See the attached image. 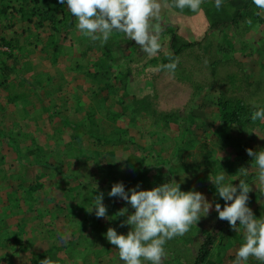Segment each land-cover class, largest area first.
<instances>
[{"label": "rangeland", "instance_id": "374dc122", "mask_svg": "<svg viewBox=\"0 0 264 264\" xmlns=\"http://www.w3.org/2000/svg\"><path fill=\"white\" fill-rule=\"evenodd\" d=\"M8 1L3 0L0 5ZM26 2L29 0H12V5L19 7ZM230 11L232 13V9ZM193 15L196 14H176L170 11L168 5L163 16V31L166 32L167 26L174 21L187 39L201 38L207 29L206 19H194L191 17ZM211 15L209 19H212ZM8 17L12 23L0 14V36L11 37L16 32L21 44L27 38L32 39L33 43L29 51L20 56L19 63H14L4 54L7 47L0 46V60L15 67L10 75L0 70V128L16 139L22 148V155L18 156L8 140L0 136V225L3 226L0 227V264H35V254L44 252L53 242L62 247L58 251L62 261H55L60 264H123L119 260L118 250L104 234L109 227L127 233L130 226L122 224L126 215L115 214L123 207H128L129 211L132 209L123 199L108 195L113 184H109L107 173L102 168L107 162H115L117 168L129 173L126 157L137 148L136 144L149 150L145 152L147 163L151 166L147 179L155 180L154 185L175 178L181 183L182 190L195 188L213 204L209 215L201 217L197 225L193 224L187 233L169 240L165 246L167 254L161 264L191 263L204 234L217 229L215 203L221 202V206L225 203L209 191V186H214L210 176L225 170L226 176L232 179L236 174L227 170L225 161L236 160L237 165L243 161L242 156H238L239 150L243 156H247L248 147H263L264 138L261 137H264V123L253 128L248 126L249 129L242 131L238 126H226L220 122L217 88H206L196 93L187 79H180L175 73L161 67L151 71L140 64L137 66L126 57L120 60L119 65L114 63V69H125L130 65L133 73L127 82L114 80L116 88L112 92L100 90L96 84L92 88L91 78L85 70H96L91 67V62L100 52L94 48L88 55L84 54L89 44L88 37L76 28L74 17L60 27L67 38L57 36L62 46L59 52L54 51L53 44L49 42V35L55 33L49 23L41 27L37 23L23 21L19 13ZM224 33L234 37L232 56L245 63L251 80L262 83L259 89L253 91L251 104L264 106V24L256 26L243 37L236 36L233 29L215 32V40L225 42ZM164 43H168L167 36ZM217 50L214 42L211 53H217ZM192 52L203 54L197 47ZM115 54L116 57L123 54L128 56L130 51L120 48ZM142 60L146 62L148 56L145 55ZM20 90H24L26 97L10 103L8 97ZM145 97L157 114H176L178 118L175 117L170 123L161 119L158 125L154 115L143 113L132 121L130 110L139 105L137 99ZM116 114L120 115L115 120ZM91 115L101 134L112 136L115 130H127L121 148L88 135ZM183 130L185 140L180 142ZM35 146L39 147V156L27 152ZM111 150H114V155ZM161 156L169 166L163 168L162 175L154 177L155 166L160 163ZM37 159L49 160L54 166L72 174V177L66 179L60 173L38 164ZM245 166L251 167V163ZM62 180H68L67 184L62 186ZM82 183L79 195L67 190V185L82 186ZM139 184L147 188L146 183ZM35 185L42 186L33 190L34 197H30L27 190ZM96 185V189H93ZM14 188H17L19 196L17 204L8 200L6 195ZM99 192L104 194L107 218H98L94 210L89 212L87 209L92 205L91 196ZM248 203L256 216L264 213V193L259 192L254 183ZM79 205L80 208L75 211ZM83 205L86 208H81ZM89 214L95 216L96 223H87L81 231H76L80 226L78 220L87 218ZM16 237L22 239V242H18L27 249H15L20 246ZM81 237L82 241L74 244ZM242 239V234L226 225L207 264H233ZM248 264L259 262L250 257Z\"/></svg>", "mask_w": 264, "mask_h": 264}, {"label": "trees", "instance_id": "16d2710c", "mask_svg": "<svg viewBox=\"0 0 264 264\" xmlns=\"http://www.w3.org/2000/svg\"><path fill=\"white\" fill-rule=\"evenodd\" d=\"M1 1L3 2V0H0V3ZM166 1L174 11L180 12L182 14L191 15L202 13L205 16L207 23V29L205 30L204 35L199 39L190 40L180 33V27L178 24H169L166 28V32L163 31L160 36L162 50L155 56L151 57L143 53L134 40H127L120 33H114L106 44H101L99 41H91L90 38H88L89 44L87 45V49L84 50V54L88 55L89 51L94 48L98 49L100 52V55L94 58L91 62V67H93V69L95 68L96 70H92L90 68L85 70L86 74L91 78V87L94 88L96 84L100 90H108L112 92L116 88L115 84L113 83L114 80L127 82V80L132 76L133 68L130 65H127L125 69H114V63L119 65L120 60L124 57L128 58L129 62L136 63L137 66L140 64L142 67H147L151 71H155L156 67L160 68L163 64L169 62L168 54H171V56L177 61V69L175 74L178 75L180 79L184 78L190 81L194 86L196 93L211 87L218 89L219 96L217 99V105L220 112V122L222 124L226 126H238L242 131L247 129L248 126L253 128L255 125L264 123V121L253 122L250 119V115L254 106L251 104V95L254 93L253 91L255 89H259L261 87L262 83L260 81L257 82L251 80V73L247 71L245 63L242 60L232 56L235 49L234 37L228 36L224 33L223 39L225 42H218L215 40V38H217V36H215V32H224L225 29H233L236 36L243 37L246 33L252 31L256 26L264 24V16L262 15L263 9L257 8L253 4V0H224V3L220 9L215 7L214 0H203L201 9L198 12L193 13L188 9L183 11L175 9L171 5V0ZM230 6L233 8H229ZM231 9L232 13H230ZM0 12V14L4 15L5 18H8L9 21L11 18H9L8 15L19 13L23 21L37 23L41 27H43L46 23H49V25L52 26V29L55 30V33H51L49 35V42L53 44L54 51H62V46L58 42L57 36H61L63 39L67 38L66 35L61 33L60 27H62V24H67L73 16L67 10L66 4L61 3V0H29V2L21 4L19 7L12 5V0H9L8 2L0 5ZM211 13L212 19H209L208 16ZM10 25L12 26V24ZM166 36L168 38L167 44L164 43ZM214 42L218 48L217 53H211ZM32 43L33 40L27 38L26 42L21 44L16 32L11 37L4 35L0 36V46H5L8 48V50L3 51L4 54L8 58L14 60V63H19L21 61L20 56L24 55L26 51H29V46ZM194 47L199 48L200 52H203V54L193 53L192 49H194ZM120 48H122L124 51L126 50L127 52L130 51V54L128 56H124L125 54H123L116 57L115 52ZM145 55L148 56V60L143 62L142 57ZM0 70H2L6 75H10L15 70V67L6 64V62H3V60H0ZM99 82L103 83V85H100ZM124 93L127 94V91ZM25 97L26 94L24 90H20L10 95L8 97V101L10 103H16ZM144 99H137L136 102L139 105L136 106V108H133V110H130L132 121H135L136 118H138L140 115H143V113L154 115L156 118L155 123L158 125L161 119H163L165 123H170V121H174L175 117L176 119L178 118L176 114H157V111L152 109L150 101H147L146 97ZM118 115L120 114H116L115 120L117 119ZM90 123L91 125L87 129V133L90 137H94L100 142H105L109 145H114L118 148H121L122 145L120 144L123 142V140H125L126 135H124V132H127V130H115L114 135L111 136L101 134V132L98 130L95 119L92 118V115L90 116ZM0 136L4 137L5 140H8V144L14 148L18 156L22 155V148L19 146L16 139L11 138L1 128ZM184 140L185 135L183 130L181 132L179 141L183 142ZM126 141L130 144L133 143L131 140ZM180 146L181 145L177 147V153H179L178 151ZM136 147L137 148L134 151L129 152L126 157V164L128 166L129 173L125 172L123 168H117L118 166L114 164L115 162H107L104 168H102L107 173L109 184L123 181L127 186L126 189L136 186L138 183H146L147 188L154 186L153 182L155 180L153 181L147 179L149 177L151 166L147 163L148 157L146 156L145 152L149 150L147 147H144L141 144H136ZM27 152L28 154L36 153L39 156V147L35 146L34 148L29 149ZM83 152L84 151L82 149V153ZM241 153L242 151L239 150L238 156H242L243 161L237 163V165H235L236 160L225 161L227 170L233 174H235L241 166L246 167V163H250L251 161V157H249V155L243 156ZM111 154L114 155V150H111ZM159 159L161 160L160 163L156 164L155 166L156 170L154 177L162 175L163 168L169 166L164 157L162 158L161 156ZM36 162L38 164H43L47 168H50L51 171L60 173L66 179L72 177V174H68L63 171L62 168L54 166L53 163L47 159H37ZM156 163H158V160H156ZM128 176L129 179L127 178ZM252 178L253 177L250 176L249 180ZM67 181L62 180V186L66 185ZM234 183L239 184V179H236ZM41 186L42 185L31 186L30 189L27 190V192L30 194V197H34L32 191L36 188H40ZM82 187L83 183L82 186L81 184H77L74 187L67 185V190H71L76 195H79ZM16 189L17 188H14L13 191L6 192V195L8 200L16 201L17 204L19 196H17L18 192ZM209 191L216 194L215 186H209ZM218 200L221 201L223 199L218 196ZM219 203L221 204V202ZM109 204L112 205L111 202ZM223 206L224 204H222V207ZM79 208L80 205L76 206V209L74 210L76 211ZM81 208L84 209L86 207L83 205ZM42 215H44V213ZM95 221V216H91L89 214L87 218L78 220V224L80 226H78L79 230L76 231H81L82 227H84L87 223H91L93 225ZM226 225H229L228 221L218 218L217 229L204 234L197 254L193 261L189 264H207L211 261V256L215 250V246L222 238ZM0 227L3 226L0 225ZM16 240V242H22V239L19 237H16ZM81 241L82 237L77 238L76 241H74V244H78ZM19 245L20 246H17L15 249H27L26 246H22L21 243H19ZM223 247L224 245L222 243L221 248ZM61 249L62 247L56 245L55 242L51 243L44 252L35 254L37 259L35 264H40V261L47 256L51 258L52 264H60L59 262L55 261H62L58 256V251Z\"/></svg>", "mask_w": 264, "mask_h": 264}, {"label": "clouds", "instance_id": "9594fccd", "mask_svg": "<svg viewBox=\"0 0 264 264\" xmlns=\"http://www.w3.org/2000/svg\"><path fill=\"white\" fill-rule=\"evenodd\" d=\"M61 3L66 4L75 18L79 32L91 41L106 44L114 33H121L127 40H134L150 57L162 50L160 35L168 8L165 0H61ZM202 3L203 0H171L175 9H188L193 13L201 9ZM223 3L224 0H214L217 9ZM253 4L264 9V0H253ZM168 56L169 62L161 68L174 74L177 61L171 54ZM250 119L264 121V106L254 105ZM247 153L251 167L241 166L232 179L226 176L225 170L210 176L216 194L225 202L222 207L217 201L214 207L219 219L228 221L236 233L242 234L233 264H248L250 257L264 264V213L256 216L248 203L252 183L264 193V147L248 148ZM250 176L253 179L249 180ZM236 179L239 184L233 183ZM108 195L123 199L132 209L123 207L115 214L126 215L122 224L130 226L127 233L109 227L104 234L118 250L123 264H161L167 254V242L187 233L201 217L209 215L213 207L203 192L195 188L182 190L175 178L151 188H142L138 183L126 189L124 183L118 181L113 183ZM103 199V192L92 195V205L87 208L89 212L94 210L98 218L108 217ZM40 264H52L51 258L47 256Z\"/></svg>", "mask_w": 264, "mask_h": 264}, {"label": "crops", "instance_id": "0c3cea01", "mask_svg": "<svg viewBox=\"0 0 264 264\" xmlns=\"http://www.w3.org/2000/svg\"><path fill=\"white\" fill-rule=\"evenodd\" d=\"M169 9H170L171 12H174V13H176V14H179V15H182V16H187V15L182 14V13H180V12L174 11L170 6H169ZM191 17L194 18V19H195V17H201V18H203V20L206 19L205 16H204L203 14H201V13H198V14L193 15V16H191ZM172 23H174V21H172ZM205 23H206V22H205ZM196 24H197V23H196ZM178 25H179V24H178Z\"/></svg>", "mask_w": 264, "mask_h": 264}]
</instances>
